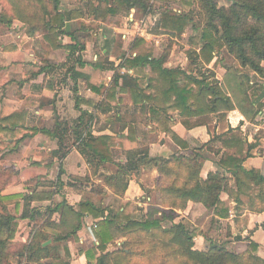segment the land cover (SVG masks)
<instances>
[{"label":"trees","instance_id":"1","mask_svg":"<svg viewBox=\"0 0 264 264\" xmlns=\"http://www.w3.org/2000/svg\"><path fill=\"white\" fill-rule=\"evenodd\" d=\"M7 1L12 8L9 22L20 20L25 23L28 26V36L40 33L50 48L66 49L80 66L85 65L82 52L86 46L75 33L70 34L75 41L73 44H63L67 21L91 19L90 24L82 23V27L88 31L96 22H107L111 16L128 15L132 8L145 14L152 10L150 0H81L82 6L78 8H63L62 0ZM197 1L206 22L201 28L197 27L201 29V45L197 50L190 49L188 54L192 63L197 66L217 65L219 53L224 48L234 54L242 65L241 70L238 69L235 73L234 94L231 92L229 95L227 88L221 83L210 81L208 75H199L194 69H187L182 65L168 66V56L154 57L153 51L145 48L147 43L144 38L135 39L130 56L126 53L118 54L121 55L122 62L118 67L112 64L116 73L110 88L89 84L91 89L100 93L107 89L106 98L111 101L117 100L120 87L123 95L129 94L133 104L139 105L148 113V123L154 129L151 140H157L159 133H165L179 146V152L169 157H152L148 148L127 150L124 151L127 161L124 164L119 162L116 172L100 174L103 169L107 170L106 163L116 161L115 149L122 148V144L117 143L115 135H95L91 131L95 119L92 113L82 111L75 123L59 116L52 129L27 127L26 110L0 116V146L6 148L5 154L3 153L5 161L18 158L22 145L41 132L57 140L58 146L52 152L54 158L62 162L73 146H76L92 173L85 177L68 175L65 182L62 177L66 172L61 163L57 180L51 181L48 186L6 195L0 191V264H9L7 259L19 227L18 219L38 222L45 218L43 226L48 222L53 227L59 226L52 221L54 208L50 201L65 185L80 192L89 191L91 197L82 200L77 206L64 202L60 225L65 229L63 232L50 237L41 226L35 229L31 242L21 251V256L24 252L27 253V264L41 262L43 259H51V262L41 264H72L74 259L67 242L78 239V231L82 228L86 215L93 218L92 234L94 242H98L83 252L86 264H131L133 258L138 259L133 264H149L148 261L154 257L152 255H155L157 248L162 249L158 264H170L175 257L181 260L177 264H264V258L257 254L260 247L257 242L251 241L249 250L245 253L231 251L223 243H214L206 250L200 249L197 247L194 231L184 219L176 220L179 217L176 210H184L189 201L202 203L208 209L220 208L219 213L227 216L229 208L223 205L221 194L228 191L240 204L241 194H246L253 188H259L261 204L263 203L259 207L264 210V176L258 169H248L245 166L256 144L246 143L241 137L240 128L230 129L228 134H219L205 143L199 152L173 130L178 122L191 129L224 121L237 105L247 118L252 119L264 106L260 103L256 109L254 106L256 97L264 96V85L252 87L254 82L251 83L249 77L254 73L264 75V0H231L229 8L218 7L214 0H180L181 12L165 8L160 13L155 32L176 38L182 36L192 21L191 12ZM0 22H5L3 16L0 17ZM98 63L95 62L96 65ZM122 67H149L151 74L140 78L128 72L122 73ZM72 69L74 73L86 76L76 72L74 67ZM245 69L249 73L243 76ZM122 99L123 96L120 97ZM85 101L76 96V104ZM244 102L248 103L249 110H245ZM100 105L103 103L98 106ZM175 113L178 114V119H174ZM129 129V137L132 139L135 128L130 126ZM69 140H72L70 145ZM218 141L226 149L222 154L221 148L213 147ZM205 146L206 150L215 152L217 156L221 155L217 160V170L210 171L203 178L201 151ZM143 168L157 169L160 175L155 188L160 202L155 203L157 206H148L144 218L137 219L123 211L114 213L111 206L104 205L103 198H97L98 192L105 193L104 186L93 181L98 174L104 177V182L115 194L123 196L130 176L139 174ZM230 182L236 187H230ZM146 193L152 198V190H146ZM45 201L50 204L33 206L35 202ZM11 206L16 213L22 210L19 216L11 212ZM158 212L161 217H155ZM165 220L172 221L169 227L164 226ZM49 238H52L53 244L44 245ZM122 239L125 240L120 248L109 250L111 245L120 243L119 240ZM63 243L65 246H61Z\"/></svg>","mask_w":264,"mask_h":264},{"label":"crops","instance_id":"2","mask_svg":"<svg viewBox=\"0 0 264 264\" xmlns=\"http://www.w3.org/2000/svg\"><path fill=\"white\" fill-rule=\"evenodd\" d=\"M135 12L136 9L132 8L130 13L126 15L129 22L127 27L130 28L128 33L130 35L126 32L127 28L120 30L117 27L115 30L125 32L128 36L133 35L136 30L135 28L140 27L138 26L139 20L135 19ZM121 16L123 15L115 17ZM82 23L90 24L91 19L79 18L67 21L64 28L66 34L63 36L62 41L63 44H73L75 41L70 34L75 33V36H79L86 46L82 52L84 66H80L75 61L74 56H69V52L66 49L54 50L50 48L40 33L28 36L25 31L20 32L15 30L16 27H21L22 29L25 26V23L20 20H15L13 26H8V28L0 25V116H8L26 110L27 127L35 126L52 129L59 116L70 120L71 123H75L82 111H88L95 117L91 125V131L95 135H115L117 143L122 144V148H118L122 150L120 154H125L124 151L127 150L139 148H148L149 154L152 157H169L179 152V146L165 133H159L158 140H147V137H154V129L148 123V113L144 112L139 105L133 104L129 94L123 95L120 87L117 91L116 101L106 98L107 89L112 86L116 73L112 64L118 67L122 62L121 55L118 56L119 51L117 50L119 47L113 36L109 37L106 33L101 35L92 29H88L86 33H80L76 29L81 28ZM102 24L111 26L106 22H96L94 26L99 25L98 30L102 31L104 30V27L101 26ZM93 34H96V36ZM135 36L137 35H134L128 50L120 54L126 53L127 56H130L128 51L132 49L135 39L138 38ZM140 37L144 38L148 45L149 38L145 37L144 34ZM11 46L14 47L12 48ZM153 54L157 58L162 56H157L155 52ZM133 55H136V52H133ZM99 59L102 62L96 65L95 62ZM70 63L74 64L67 70L66 67ZM167 65L173 66L168 62ZM73 67L77 70L76 72L83 73L86 76L83 77L78 75V73H74ZM120 71L122 73L128 72L140 78L151 74L149 67L141 69L122 67ZM142 71H145L144 74L146 75L141 73ZM89 84L95 87L105 86L107 89L100 93L95 89H91ZM228 93L229 95L231 94L230 92ZM76 96L86 101L76 104ZM121 96L124 97L122 100H120ZM105 100L107 101L105 102ZM101 103L103 105L98 106ZM259 103L264 104V96L256 97L254 102L255 109ZM263 112L264 108L263 110H259L254 118L250 119L247 118L237 105L236 109L228 113V117L224 121H217L208 126L191 129L178 122L173 127V130L186 140L191 148L199 152L205 143H208L219 134H228L230 129L237 130V128H240L241 137L244 138L245 142L256 144L252 148L251 155L245 162V166L248 169H258L264 176V147H262L264 137H257L258 132L262 129L264 130ZM178 118V114L175 113L174 119ZM130 126H134L135 128L134 138L132 139L129 137ZM57 146L56 139L41 132L29 138L22 145L20 156L4 164L6 167H13L19 173L11 183H8L4 187L2 194L27 192L29 191V185L32 184L30 182L37 184L38 188H41L46 181L57 180L61 163L66 172L62 177L65 182L68 180V175L80 177L92 175L89 165L76 146H73L68 156L62 162L52 156V152ZM213 147L221 148V154L226 150L222 148L220 141L214 143ZM201 153L203 154L201 158L203 166L201 176L206 178L210 171L217 170V160H219L221 154L217 156L215 152L206 150V146ZM126 161V155L122 159H119V162L123 164ZM110 172H113V170L110 169ZM107 173L108 169H103L100 172V174L105 175ZM100 174L95 176L93 181L103 185L106 192L109 191L110 195H114L113 189L104 182V177ZM159 176L157 169L144 168L139 174H132L125 194L123 196L115 194L118 199L125 203V207H121L119 211L127 212L132 217L139 219L138 216L146 213L153 198H156V201L153 202L159 203V194L155 190L156 180ZM42 181L44 182L42 183ZM229 186L232 188L236 187L233 182H230ZM146 190L153 191L154 195L152 194V198L148 197ZM251 191L249 195H251ZM82 193L65 185L64 188L60 189V193L56 194L61 195L58 198L61 200H57V204L55 203V199L50 201L54 208L53 216H56L54 219L52 216V221L59 225V229L62 228L60 225L64 202L67 201L68 204L77 206L82 200L88 198L83 196ZM85 194L91 196L89 192H85ZM246 197L247 194H241L242 203L245 202ZM221 200L223 205L229 208L227 216H222L219 213L220 208L217 210L208 209L202 203L194 201H189L184 210L178 209L176 212L180 219H187L196 225L199 220H204L205 218L212 217L211 221L215 219L214 227L211 226L210 228L209 226L205 228L204 226L205 234L212 239L218 237V242L221 243H224L225 240L223 241V239L226 237L225 239L233 240V245H239L238 242L244 240L246 235L252 232L251 239L257 242L260 246L259 248L262 249L264 247V210L260 208L253 209L251 206H247V208H244L245 212L242 213L241 209L243 205L241 208L240 204L228 191L221 194ZM130 204H135L138 208L134 206L129 210ZM36 205L33 204V206ZM43 205L45 204L43 203ZM159 207L162 206L159 205ZM156 215L159 217L161 213L158 212ZM83 220L84 223L78 231V236L81 243L85 244L88 241V233H92L91 225L93 218L86 215ZM228 235L231 237H228ZM197 236V243H199L200 239L207 240L206 236L201 232ZM94 244H98V242H94ZM89 247H85V250ZM197 247L205 249V247H199V244H197ZM74 262L72 264H75ZM86 262L87 259L84 253H82L77 260V264H86Z\"/></svg>","mask_w":264,"mask_h":264},{"label":"rangeland","instance_id":"3","mask_svg":"<svg viewBox=\"0 0 264 264\" xmlns=\"http://www.w3.org/2000/svg\"><path fill=\"white\" fill-rule=\"evenodd\" d=\"M215 3L218 5V7H225V8H229L231 6V0H214ZM151 2V7L152 10L150 11V13L145 14L143 11H137L135 12V19L137 18L139 20V28H135V32L133 33V35L128 36L125 34V32L122 31H116L115 28H120V30H124L125 28H127L126 32L128 33L129 31V27H127V25L129 24L128 20H127V16L123 15L121 17H111L108 19V21L106 23H108L111 26H107L102 24L101 26L104 27V30H98V26H93L91 27V29L93 31H97V33H100L101 35L103 34H107L109 37L113 36L115 42L118 44L119 49L117 51H119V54L121 52H126V50H128L129 48V44L132 42V39L134 37V35H137L135 37L138 38H142L140 36H142V34L145 35V37L149 38V43L148 45L146 44L147 49L152 50L153 52H155V54L158 56L161 55H165L168 56V63L172 64L173 66H178V65H182L185 66L187 69H194L195 72H197L199 75H208V77L210 78V81H218L219 83H221L225 89L227 88L228 92H233V88L235 89V73L238 69L241 70V62L239 61V59L236 58V56L232 53L229 52V50L227 48H224L218 56V61H217V65H208V66H197L195 63H192V60L190 58V54H188V51L190 49H198L199 46L201 45V41H200V33H201V29H197V27L201 28L202 26H204V23L206 22L205 16L199 6V3L197 1V3L195 4V8L194 11L192 10L191 15H192V21L188 24L185 32L183 33L182 36L179 37H175L169 34H165V33H156L155 32V26L157 24V21L160 18V13L165 9H171V10H175L178 12H181V8H180V0L177 1H172L169 2L168 0H161V1H156V0H150ZM81 0H62V7L63 8H78L81 7ZM11 4L9 3V1L7 0H0V17L3 16L5 18V22H0L1 26H4L5 28L8 26H13L15 20L9 22L11 20ZM2 27V28H4ZM82 27V26H81ZM24 28V29H23ZM16 27L15 30L18 31H25L26 33H28V26L25 24L24 27ZM76 30H78L80 33H86V28L82 27V28H77ZM130 35V33H128ZM158 35V36H154V35ZM96 36V34H93ZM125 35V36H124ZM127 36V37H126ZM152 36L154 37L152 39ZM84 40H86V38H84ZM128 53L131 55L132 50L129 49ZM100 55V54H99ZM104 59V58H102ZM99 63L102 62V60H97ZM76 63V62H74ZM74 63H70L67 65V70L72 66V64ZM264 65V61L262 63ZM248 72V71H247ZM246 69L243 71V76H245L247 74ZM141 73H145V71L141 72ZM214 73V74H213ZM249 73V72H248ZM251 74V73H250ZM146 75V74H144ZM214 75V76H212ZM249 77L251 78V83L254 82L253 86L258 87L259 85H264V75H258V74H252L249 75ZM124 98V97H123ZM239 99V98H238ZM242 101V100H241ZM243 106H245V110H249V105L247 102L243 103ZM264 106L261 108V110H263ZM136 116V115H134ZM263 116H264V112H263ZM261 136L264 137V130H260L257 134V137ZM152 137H147V140L150 139L151 140ZM158 140V139H157ZM0 141H1V137H0ZM264 141V140H263ZM72 140H69L68 143L69 145L71 144ZM262 147H264V143H262ZM6 148L4 146H0V191H2L4 189V187L8 184L11 183L15 177L18 175L19 171H16L15 169H11L10 167H6L4 164L7 163V161L4 160V155L3 153L5 152ZM115 152L117 154V158L116 161L114 163H108L107 169L108 172H110V169L113 170V172H116L117 169V164L119 163V159H122L125 154H120L122 152V150L120 149H115ZM5 154V153H4ZM54 180V179H52ZM46 181L44 183V185L42 186H48L49 183L52 181ZM56 181V180H54ZM44 181H42L43 183ZM32 184L29 185V191L32 189H36L38 188L37 184H34L33 182H30ZM102 186V185H101ZM42 188V187H41ZM39 188V189H41ZM105 190V188H103ZM252 190V191H251ZM100 191V190H97ZM251 191V195H249V192ZM89 192V191H87ZM105 193H100L98 192L99 195H97V198H103V202L104 205L108 204V206H111V210L116 213L120 210L121 207H125V203L122 202L120 199H118L114 193V195H110L109 191H104ZM114 192V191H113ZM90 193V192H89ZM83 196L85 197H91V196H87L85 194V192L82 193ZM159 194V193H158ZM247 197L245 198V202L240 203V207L243 205V208L241 209L242 213L245 212L244 208H247V206H251L253 209L254 208H260L259 206H261V199L259 196V188H253V189H249L248 192L246 193ZM256 194V195H255ZM154 195V193H153ZM254 195V196H253ZM56 198L55 199V203L57 204L58 201H60L61 199H58L61 195H55ZM54 196V197H55ZM156 198H153L151 200V204L149 205H156L155 200ZM256 199V200H255ZM58 200V201H57ZM43 203L49 204V202H35L33 204H40L43 205ZM43 205V206H45ZM255 205V206H254ZM136 207L137 205H133L130 204V208H128L129 210L132 209L133 207ZM157 206V205H156ZM1 208V206H0ZM11 208V212L16 214L17 216H19V214L21 213V211L19 212H15L13 206L10 207ZM138 208V206H137ZM142 208V207H140ZM250 208V207H249ZM250 208V209H252ZM138 214V213H137ZM138 216V215H137ZM145 214H143L142 216H138L139 219L144 218ZM155 217H158L157 215H155ZM161 217V216H159ZM56 218V216H53V219ZM211 218H205L204 220H199L198 224H194V222H191L187 219L183 220L188 226L189 228L194 231L196 238L198 237V233L201 232L204 236H206L207 240L204 239H200L199 243L196 242V244H199V247H205L204 250L210 248V246L214 243H221L218 242V237H215V239H212L210 237H208L205 234V228H208L210 226L214 227V220L211 221ZM45 218L40 219L38 222L37 221H30V220H24V219H18V223H19V227L17 230V233L15 235V238L13 240V244L9 249V256L7 259V262L9 264H27V253L24 252L23 256H21V251L22 248L27 246L35 233V229L38 228V226L42 227V229L44 230V232H47V234L50 237H53L55 233H60L63 232L65 229L64 228H57V227H53V225H51L49 222L47 224H44L43 226V221ZM177 221L180 220V218L178 217L176 219ZM171 220H165L164 221V226L165 227H169L171 225ZM56 224V223H55ZM57 226V224H56ZM203 226V227H202ZM205 226V228H204ZM87 227V225H86ZM87 231V230H86ZM251 233L249 232V234L246 235V238L244 240H240L239 245H233L231 239H223L224 241V245L226 246V248H228L231 251H235L237 253H245L249 250V246H250V242L254 241L253 239H251ZM228 237H231L228 235ZM195 238V240H196ZM48 240H51V242L49 244H53L52 238H49ZM45 241L44 243L48 242ZM125 239L119 240L120 243H116L111 245L109 248V250H114L117 248H120L122 243L124 242ZM117 241V242H119ZM123 241V242H122ZM197 241V240H196ZM222 244V243H221ZM67 245L69 246L71 253H72V259H74L73 261H75L74 263L77 264V260L79 259V256L85 251V247H89V246H93L94 245V236L92 233H88V241L87 243L83 244L80 241V237L78 236V239H71L67 242ZM61 246H65V243H63ZM162 249L161 248H157L155 255L153 254L152 256H154L151 260H149V264H158L161 259H160V254H161ZM257 254L261 257L264 258V247L262 249L258 248V252ZM173 258V257H172ZM174 259V258H173ZM180 259V258H179ZM178 258L175 257L174 260L170 261V264H177L179 261ZM138 259L133 258L130 262L131 264H133L134 262H136ZM72 261V262H73ZM44 262H51L50 260H42L41 262H35L33 264H41ZM139 262V261H138ZM130 264V263H129ZM140 264H144V262H140Z\"/></svg>","mask_w":264,"mask_h":264},{"label":"water","instance_id":"4","mask_svg":"<svg viewBox=\"0 0 264 264\" xmlns=\"http://www.w3.org/2000/svg\"><path fill=\"white\" fill-rule=\"evenodd\" d=\"M51 242V240H48V242L44 243V245H48Z\"/></svg>","mask_w":264,"mask_h":264}]
</instances>
